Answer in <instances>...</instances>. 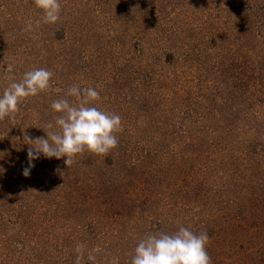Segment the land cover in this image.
I'll list each match as a JSON object with an SVG mask.
<instances>
[{"label": "rangeland", "instance_id": "rangeland-1", "mask_svg": "<svg viewBox=\"0 0 264 264\" xmlns=\"http://www.w3.org/2000/svg\"><path fill=\"white\" fill-rule=\"evenodd\" d=\"M60 2L45 24L34 0H0V95L54 73L0 121V264H75L81 243L82 264L96 248L95 264H130L180 226L207 231L212 264H264V0ZM73 85L121 117L117 147L68 168L41 155L25 177L24 135L47 138Z\"/></svg>", "mask_w": 264, "mask_h": 264}, {"label": "clouds", "instance_id": "clouds-1", "mask_svg": "<svg viewBox=\"0 0 264 264\" xmlns=\"http://www.w3.org/2000/svg\"><path fill=\"white\" fill-rule=\"evenodd\" d=\"M37 8L43 12V23L55 24L60 20V0H34ZM40 20L35 22L39 26ZM25 32L34 31L31 20L26 22ZM6 71H12L9 65ZM54 73L46 68H34L26 71L19 81L11 82L0 95V121L6 117L13 119L19 111V105L28 97L38 95L51 87L50 80ZM67 96L76 97L78 104H72L68 99L53 101L50 107L60 115L46 125V137L33 139L25 134L24 142L30 145L27 157V167L23 168L25 177L30 175L35 167L33 161L41 155L45 158L64 159V164L70 167L75 157L85 151L106 156L118 145L114 133L122 130V120L118 114L103 111L95 106H88L92 101L100 100L99 92L91 87L80 88L73 85L68 88ZM210 237L207 231L199 234L189 228L180 226L177 231L169 234L164 232L146 234L134 249L130 264H212L207 252ZM93 249L87 255V260L95 264ZM86 252L84 244L75 248V264H82ZM107 264H118V257H112Z\"/></svg>", "mask_w": 264, "mask_h": 264}]
</instances>
